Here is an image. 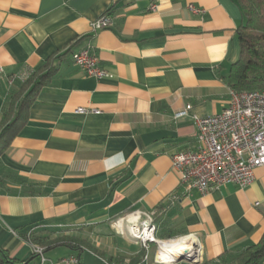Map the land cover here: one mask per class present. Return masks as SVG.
<instances>
[{
  "label": "crops",
  "instance_id": "obj_1",
  "mask_svg": "<svg viewBox=\"0 0 264 264\" xmlns=\"http://www.w3.org/2000/svg\"><path fill=\"white\" fill-rule=\"evenodd\" d=\"M103 15L111 27L93 33L90 23ZM243 23L231 0H0V114L9 77L49 59L56 66L0 156L9 175L0 189V250L16 264L32 263L19 237L30 230L74 237L96 251L60 247L68 250L63 257L46 258L55 264H84L83 253L139 264L144 248L121 221L133 212L153 215L160 241L194 240L193 257L202 264H227L258 244L262 169L245 189L228 184L204 195L184 193L171 170L174 154L195 147L194 118L227 107L226 77ZM82 50L106 77H89L74 65L72 54ZM187 106L185 116L174 118ZM118 221L126 235L101 234L107 226L116 231Z\"/></svg>",
  "mask_w": 264,
  "mask_h": 264
},
{
  "label": "built area",
  "instance_id": "obj_2",
  "mask_svg": "<svg viewBox=\"0 0 264 264\" xmlns=\"http://www.w3.org/2000/svg\"><path fill=\"white\" fill-rule=\"evenodd\" d=\"M188 9L194 14L202 13L191 5ZM111 25V18L103 15L90 23V30L95 33L108 29ZM72 61L89 77L103 79L107 75L87 50L73 53ZM28 75L29 73H24L13 76L8 79L9 86L23 82ZM228 95L229 101L222 113L194 118L197 128L195 147L177 152L171 157V170L178 175L184 193L195 190L204 195L228 184L245 189L253 183L256 169L264 171V92H235L229 89ZM189 110L190 106H187L182 112L175 114L174 118L185 116ZM85 112L84 109L78 110V113ZM140 216L143 219L137 223ZM121 221L131 224L128 235L143 248L163 243L156 237L152 214L133 212ZM120 223L118 221L114 227H120ZM30 233L32 231L28 234ZM24 243L38 257L39 264H53L45 258L43 248L31 244L29 238ZM155 260L158 263L157 256ZM61 263L76 264V260L64 259Z\"/></svg>",
  "mask_w": 264,
  "mask_h": 264
},
{
  "label": "trees",
  "instance_id": "obj_3",
  "mask_svg": "<svg viewBox=\"0 0 264 264\" xmlns=\"http://www.w3.org/2000/svg\"><path fill=\"white\" fill-rule=\"evenodd\" d=\"M231 1L238 7L244 23L235 32L239 42V55L229 68L226 77L227 86L235 92H264V0ZM54 61L55 59H49L39 69L29 72L27 79L23 82H16L10 87L0 114V156L8 150L13 138L25 126L30 107L55 74ZM11 78L12 76L9 77ZM8 178L9 175L0 169V189ZM26 194L35 193L27 191ZM29 231L19 234V237L23 241L29 238L31 244L43 248L45 252L59 247H65L78 253L84 252L85 249L96 252L88 243L74 237L54 233L32 232L28 234ZM263 258L264 235L258 244L242 250L227 262L230 264H260ZM3 263L16 264L5 251L0 250V264ZM139 264L145 263L141 259Z\"/></svg>",
  "mask_w": 264,
  "mask_h": 264
},
{
  "label": "rangeland",
  "instance_id": "obj_4",
  "mask_svg": "<svg viewBox=\"0 0 264 264\" xmlns=\"http://www.w3.org/2000/svg\"><path fill=\"white\" fill-rule=\"evenodd\" d=\"M116 223H113V226L116 225ZM100 232L103 236H106V237H111V236L114 237L115 236V230L111 229V227H109V226H107L105 228H101ZM123 232L127 233L128 231L123 230ZM124 235H126V234H124ZM176 239L177 238H175L173 240H176ZM179 240H181V239H179ZM162 242H168V240L162 241ZM144 249H145L144 251H145V256H146V259L144 260L145 264H166V263L160 262L159 260H157L158 261V263H157L155 260L156 256H158V254H159V245L150 244L147 246V248H144ZM197 249H198V246H197ZM67 252H68V250H66L65 248L59 247V248H55L53 250L45 252L44 256H45V258H51L52 261L54 262V261H56V259L63 257L65 255V253H67ZM83 255H84V258H83L84 264H114V262H112L109 259V256L107 254L100 255L99 257L98 256H92L91 254H86V253H83ZM197 262H198V264L203 263L202 259H200ZM38 263H39V259H38V257H35L33 259L32 263H29V264H38ZM53 264H55V263H53ZM167 264H170V263H167ZM171 264H188V263H186V262L172 263L171 262Z\"/></svg>",
  "mask_w": 264,
  "mask_h": 264
},
{
  "label": "bare ground",
  "instance_id": "obj_5",
  "mask_svg": "<svg viewBox=\"0 0 264 264\" xmlns=\"http://www.w3.org/2000/svg\"><path fill=\"white\" fill-rule=\"evenodd\" d=\"M120 228V227H119ZM116 234L124 235L121 229L116 228ZM196 252V242L190 238L171 240L159 244L157 260L162 263H174L181 256H193Z\"/></svg>",
  "mask_w": 264,
  "mask_h": 264
},
{
  "label": "water",
  "instance_id": "obj_6",
  "mask_svg": "<svg viewBox=\"0 0 264 264\" xmlns=\"http://www.w3.org/2000/svg\"><path fill=\"white\" fill-rule=\"evenodd\" d=\"M180 262H186L188 264H198V262L196 261V258L193 256H181L178 258V260L174 263H180Z\"/></svg>",
  "mask_w": 264,
  "mask_h": 264
}]
</instances>
